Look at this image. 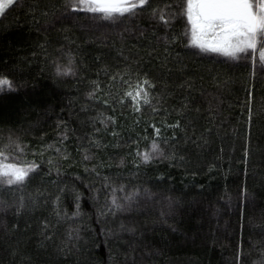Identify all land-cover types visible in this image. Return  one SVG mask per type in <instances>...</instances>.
<instances>
[{
  "label": "trees",
  "instance_id": "obj_1",
  "mask_svg": "<svg viewBox=\"0 0 264 264\" xmlns=\"http://www.w3.org/2000/svg\"><path fill=\"white\" fill-rule=\"evenodd\" d=\"M72 2L0 14V150L36 166L0 183V264H264L259 53L191 46L185 0Z\"/></svg>",
  "mask_w": 264,
  "mask_h": 264
},
{
  "label": "snow or ice",
  "instance_id": "obj_2",
  "mask_svg": "<svg viewBox=\"0 0 264 264\" xmlns=\"http://www.w3.org/2000/svg\"><path fill=\"white\" fill-rule=\"evenodd\" d=\"M13 3L14 0H0V14ZM147 3L148 0H74L70 6L73 11L100 14L104 19H112L134 14ZM183 14L190 26L191 46L202 52L219 53L233 59L251 51L254 63L258 52L259 62L264 65V47L261 46L264 45V0L258 3L253 0H185ZM160 18L164 20L163 16ZM144 83L147 84V81ZM5 88L12 90V82L0 77V91ZM137 89L135 94L130 91L126 95L134 100L141 93L147 96L142 87L137 86ZM159 151V145L153 143L151 151L143 154L144 161L148 162ZM6 160L0 150V183L7 185L23 183L36 167L34 164L19 166Z\"/></svg>",
  "mask_w": 264,
  "mask_h": 264
},
{
  "label": "rangeland",
  "instance_id": "obj_3",
  "mask_svg": "<svg viewBox=\"0 0 264 264\" xmlns=\"http://www.w3.org/2000/svg\"><path fill=\"white\" fill-rule=\"evenodd\" d=\"M258 2H259V0H258Z\"/></svg>",
  "mask_w": 264,
  "mask_h": 264
}]
</instances>
